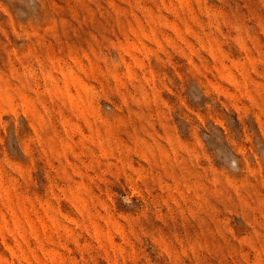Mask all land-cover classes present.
<instances>
[{
    "label": "rangeland",
    "instance_id": "rangeland-1",
    "mask_svg": "<svg viewBox=\"0 0 264 264\" xmlns=\"http://www.w3.org/2000/svg\"><path fill=\"white\" fill-rule=\"evenodd\" d=\"M0 264H264V0H0Z\"/></svg>",
    "mask_w": 264,
    "mask_h": 264
}]
</instances>
